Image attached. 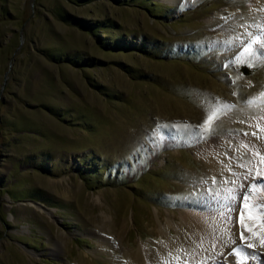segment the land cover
<instances>
[{
	"label": "rangeland",
	"instance_id": "rangeland-1",
	"mask_svg": "<svg viewBox=\"0 0 264 264\" xmlns=\"http://www.w3.org/2000/svg\"><path fill=\"white\" fill-rule=\"evenodd\" d=\"M176 2L0 0V264H146L167 219L229 214L196 156L264 111V3Z\"/></svg>",
	"mask_w": 264,
	"mask_h": 264
},
{
	"label": "bare ground",
	"instance_id": "bare-ground-1",
	"mask_svg": "<svg viewBox=\"0 0 264 264\" xmlns=\"http://www.w3.org/2000/svg\"><path fill=\"white\" fill-rule=\"evenodd\" d=\"M165 2L178 6L176 0H165ZM263 3L264 0H253L254 7ZM223 16V13H214L206 22L209 27L215 28L223 22ZM258 40L255 38L238 52L228 54V57L235 62L244 52L253 49ZM260 111L252 109L249 115L256 116H249L246 124L233 130L235 133H247L239 139L240 149L230 150L229 145L222 138L210 142L208 148L201 150L202 152L196 156L210 168L213 180L215 177H224L226 182L232 179L228 184V191L221 194L222 198L231 202L229 209L226 210L229 214L226 216L213 212V215H204L195 210L181 213L178 221L167 219L160 227L159 241L148 244L141 250L146 264H208L219 259L225 260L223 264H244L243 256L248 252L254 254L255 248L264 249V228L260 227V219L248 218V210L244 207L243 200L245 192L248 193V200H252L249 197L251 193L255 197L256 190L264 191L263 184L256 185L257 178L264 179V159H262L264 158V111ZM205 119L202 117L200 123H204ZM253 132L256 133L255 136L252 135ZM235 157L249 166L247 168L236 166ZM239 174L243 175V180H238ZM259 199L264 200V197ZM203 206L195 205L197 209ZM241 212H245L243 222H241ZM249 244L252 245L251 248L248 247ZM237 248L243 249L239 255L235 254Z\"/></svg>",
	"mask_w": 264,
	"mask_h": 264
},
{
	"label": "snow or ice",
	"instance_id": "snow-or-ice-1",
	"mask_svg": "<svg viewBox=\"0 0 264 264\" xmlns=\"http://www.w3.org/2000/svg\"><path fill=\"white\" fill-rule=\"evenodd\" d=\"M209 119H211V117H209ZM245 135H247V133H245ZM252 135L255 136L256 133L253 132ZM262 159H264V158H262ZM243 200L245 201L244 207L248 210L247 211L248 218L249 219H255L256 216L254 215V213H258L259 219L261 221L260 227L264 228V211L261 210L262 208H264V206H249L247 204V201H248V193L247 192L244 193ZM244 216H245V212H241V222H243ZM248 247L251 248L252 245L249 244ZM242 251H243V249L237 248V249H235V254L239 255ZM247 255H254V254L247 253ZM262 264H264V262H262Z\"/></svg>",
	"mask_w": 264,
	"mask_h": 264
}]
</instances>
